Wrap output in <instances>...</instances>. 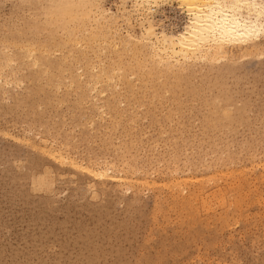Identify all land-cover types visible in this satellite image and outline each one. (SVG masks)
I'll return each instance as SVG.
<instances>
[{
	"label": "rangeland",
	"instance_id": "374dc122",
	"mask_svg": "<svg viewBox=\"0 0 264 264\" xmlns=\"http://www.w3.org/2000/svg\"><path fill=\"white\" fill-rule=\"evenodd\" d=\"M133 1L0 0V264H264V40L163 67Z\"/></svg>",
	"mask_w": 264,
	"mask_h": 264
},
{
	"label": "bare ground",
	"instance_id": "6f19581e",
	"mask_svg": "<svg viewBox=\"0 0 264 264\" xmlns=\"http://www.w3.org/2000/svg\"><path fill=\"white\" fill-rule=\"evenodd\" d=\"M133 2H134L133 3L134 4V11L137 15V17L134 16L135 19H137L136 23L138 22L140 24L139 27L142 29V31L140 30L141 31L140 35H136L137 33L136 34L133 33L132 28H133V26L136 25V23H135V25L133 24V21L131 19V18H133L132 14H130V12H128L126 9L122 10V12L120 13L121 15H119V16L115 15V13L114 14L111 13L110 12L111 10L107 11V10L100 9L99 14H98V17H99L98 19H100L102 17L105 20H113L116 23L120 24L124 30H126L127 34L131 37V39H135V40H138L140 42L143 41L145 43L150 42L149 46L151 44V46L153 47L155 52H157L158 57H160V60H162L161 62L160 61L159 62L163 65V67L171 66L174 62L180 63L181 65L185 66V64L187 65V63L195 61V60L200 61V63L201 62H207V61H217L216 59H220V60L225 59L226 60V58L229 57L228 56L229 52H235V53H238V55L242 54V53L244 55H247V53L250 54L249 51H252V49H255L258 46L261 47L263 40H264V0H134ZM172 2L179 3L180 7H183L186 10V12L188 13L186 23L176 31H173V30L171 31V30L165 29L162 24H160V25L158 24L160 21L158 23H156L157 21L154 20V16H153L154 13L152 11V9L154 10V7H156L158 5L169 4ZM156 10H158V9H156ZM135 27H137V26H135ZM137 44H139V43H137ZM126 48L124 47V49H126ZM145 49H146V47H145ZM147 50H149V49H147ZM255 51H257V50H254V52ZM150 52H148V53H150ZM146 55H147V53H146ZM244 55H242V56L245 57ZM158 60H159V58H158ZM158 60H157V62H158ZM136 63H137V61H136ZM161 64H159V65H161ZM189 65H191V64H189ZM216 65L217 64H215V66ZM172 67H171V69H172ZM202 67H203V65H202ZM175 68H177V67H175ZM208 68H210V67H208ZM161 70L163 71V69H161ZM151 71H153V69ZM161 72H159V73H161ZM162 73H164V72H162ZM159 76L160 75H158V77ZM163 86H164V84H163ZM161 87H162V85H161ZM214 111H215V109H214ZM53 158L57 161L63 160V158H58L56 156H53ZM205 162H206V160H205ZM260 163L261 162H259V164ZM71 165H72V167H74L80 171L82 170V172H85L86 174L93 177L94 179L104 180L108 177L104 173L97 171L99 169L94 170V169H91L92 167L87 168L88 165H87V167H83V166H80L74 162H72ZM93 168H95V167H93ZM129 171H131V170H129ZM119 172H121V171H119ZM119 172H117V173H119ZM121 174H122V172H121ZM232 175H234V173ZM111 177H112L113 181L117 184H122V185L131 184V185H133L132 184L133 180L128 175L127 176H123V175L122 176H117V175L113 176L112 175ZM179 179L180 178H177V177L174 178V181H176V182H173V183H175V186H174L175 188L180 189V190L181 189L184 190V189L189 188V186L187 184L188 182L183 184L184 182L180 181ZM139 180H140V178H139ZM139 183L143 186L150 185V182L147 179L146 180L143 179ZM152 184H155V183H152ZM243 184L241 182L239 185L237 184L238 185L237 189H239V188L243 189ZM171 185H172V181H171ZM156 186H157V184H156ZM164 186H166V185H164ZM181 191H179V192H181ZM199 192L200 191L197 189H195V190L191 189L190 192H188V195L186 196L188 198H184L183 202L190 204V205L197 203L198 197H199ZM239 193H240V191H239ZM182 194L183 193H181V195ZM179 195H180V193H179ZM223 200H225V199H223ZM223 202L224 201H222V199H220L219 203H223ZM201 203L204 207H207V205H208V202L206 200H203ZM229 203H231V202H229ZM234 205H236V204H234ZM208 207H210V205Z\"/></svg>",
	"mask_w": 264,
	"mask_h": 264
},
{
	"label": "built area",
	"instance_id": "2783aa9c",
	"mask_svg": "<svg viewBox=\"0 0 264 264\" xmlns=\"http://www.w3.org/2000/svg\"><path fill=\"white\" fill-rule=\"evenodd\" d=\"M163 10V9H162ZM153 13H159L161 10H156V9H152ZM159 19V18H158ZM160 23L163 25L164 28L169 29V30H178L181 26V23H177L174 19L168 18L165 15H162V17L159 19Z\"/></svg>",
	"mask_w": 264,
	"mask_h": 264
}]
</instances>
